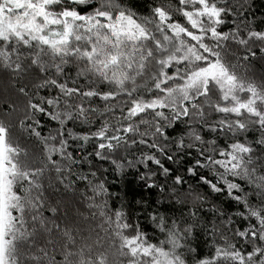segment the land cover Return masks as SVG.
<instances>
[{"label": "snow or ice", "instance_id": "snow-or-ice-1", "mask_svg": "<svg viewBox=\"0 0 264 264\" xmlns=\"http://www.w3.org/2000/svg\"><path fill=\"white\" fill-rule=\"evenodd\" d=\"M249 10L0 0V264H264V16ZM66 172L86 204L53 196ZM109 172L161 199H121Z\"/></svg>", "mask_w": 264, "mask_h": 264}, {"label": "trees", "instance_id": "trees-1", "mask_svg": "<svg viewBox=\"0 0 264 264\" xmlns=\"http://www.w3.org/2000/svg\"><path fill=\"white\" fill-rule=\"evenodd\" d=\"M137 3H143V0H136ZM250 10H249V18H256L264 16V0H250ZM49 126H52L49 124ZM184 165H187V160H185ZM173 167H176L173 165ZM107 178L109 181H116V183L110 188L111 191H120V177L114 176L111 172L107 173ZM195 183V181H192ZM124 195L125 199H128L129 192L135 193L136 198L138 199L141 194L145 196L147 201H155L152 197L155 196V191L150 192L146 187L142 185V182L136 178V175L133 173H129L127 179L124 181ZM134 202V201H130ZM227 204V201H224ZM117 207L119 204L117 203ZM147 231L151 234V226L147 227Z\"/></svg>", "mask_w": 264, "mask_h": 264}, {"label": "clouds", "instance_id": "clouds-1", "mask_svg": "<svg viewBox=\"0 0 264 264\" xmlns=\"http://www.w3.org/2000/svg\"><path fill=\"white\" fill-rule=\"evenodd\" d=\"M248 3H250V0H248ZM3 104L4 101L0 100V111H3ZM51 128V126L47 125L44 129V134L47 135L48 134V129ZM67 179L65 180V182L63 184H59V185H55L53 187V189L51 190L53 196L55 198H64L65 200H72L73 198H75L76 204H86V201L82 198L81 194H83V196H87L90 193L86 192L85 189L83 187H81L78 191L76 189L75 186V182H73L71 180V173L66 172L65 173ZM120 177V176H117ZM127 178L124 177H120V191H113L115 193V195L120 196L121 199H125V195H124V181ZM110 183H112L113 185L116 183V181H109ZM67 185H71V187H67ZM115 198V197H113ZM145 199V196L143 194H141L139 196V198H136V194L129 192L128 194V199H126L128 202L130 201H136L139 199ZM152 199L155 200H159L161 199V197L158 195V193H155V196L152 197ZM147 201V200H146ZM168 203H171V201H168ZM73 207H75V205H73Z\"/></svg>", "mask_w": 264, "mask_h": 264}]
</instances>
